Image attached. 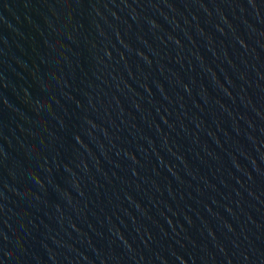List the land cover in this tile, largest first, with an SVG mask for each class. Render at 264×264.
Returning a JSON list of instances; mask_svg holds the SVG:
<instances>
[{
  "label": "water",
  "instance_id": "95a60500",
  "mask_svg": "<svg viewBox=\"0 0 264 264\" xmlns=\"http://www.w3.org/2000/svg\"><path fill=\"white\" fill-rule=\"evenodd\" d=\"M0 264H264V0H0Z\"/></svg>",
  "mask_w": 264,
  "mask_h": 264
}]
</instances>
